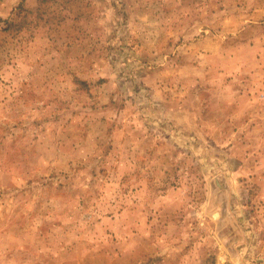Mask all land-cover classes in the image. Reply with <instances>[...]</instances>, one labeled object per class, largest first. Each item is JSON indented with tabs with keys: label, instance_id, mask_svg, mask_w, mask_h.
Segmentation results:
<instances>
[{
	"label": "rangeland",
	"instance_id": "obj_1",
	"mask_svg": "<svg viewBox=\"0 0 264 264\" xmlns=\"http://www.w3.org/2000/svg\"><path fill=\"white\" fill-rule=\"evenodd\" d=\"M0 264H264V0H0Z\"/></svg>",
	"mask_w": 264,
	"mask_h": 264
}]
</instances>
